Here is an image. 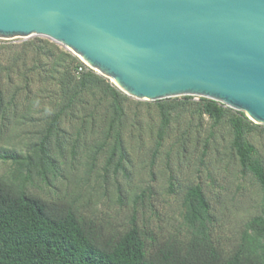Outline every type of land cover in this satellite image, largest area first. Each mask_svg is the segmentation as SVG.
I'll return each instance as SVG.
<instances>
[{
  "label": "trees",
  "instance_id": "trees-1",
  "mask_svg": "<svg viewBox=\"0 0 264 264\" xmlns=\"http://www.w3.org/2000/svg\"><path fill=\"white\" fill-rule=\"evenodd\" d=\"M1 48L12 52L7 58L0 52V123L45 124L32 154L0 152L2 159L21 165L13 179L0 176V264H264V215L251 218L225 241L214 231L215 209L201 184L184 187L182 222L172 230L144 224L134 208L127 218L89 213L85 207L90 203L84 205L75 189L54 199L29 191L26 183L33 182L34 173L51 184L49 174L57 175L64 145L73 160L104 155L107 168L129 174L128 139L142 136L145 126L140 115L129 111L131 97L56 43L35 37ZM5 81L11 84L7 90ZM194 98L146 103L157 108L159 117L151 125L158 126L153 158L175 122L181 126L189 118V128L195 121L203 127L207 117L214 127L227 125L241 171L264 191V163L248 140L252 130L264 126L221 103ZM61 123H70L71 130L64 131Z\"/></svg>",
  "mask_w": 264,
  "mask_h": 264
},
{
  "label": "water",
  "instance_id": "water-1",
  "mask_svg": "<svg viewBox=\"0 0 264 264\" xmlns=\"http://www.w3.org/2000/svg\"><path fill=\"white\" fill-rule=\"evenodd\" d=\"M35 37L135 100L205 98L264 126V0H0V39Z\"/></svg>",
  "mask_w": 264,
  "mask_h": 264
},
{
  "label": "rangeland",
  "instance_id": "rangeland-1",
  "mask_svg": "<svg viewBox=\"0 0 264 264\" xmlns=\"http://www.w3.org/2000/svg\"><path fill=\"white\" fill-rule=\"evenodd\" d=\"M31 39H0V45L19 46ZM0 52L7 58L12 51L1 48ZM4 85L6 90L11 87L7 81ZM198 100L194 98V101ZM133 101L128 106L129 111L140 115L145 130L142 136L136 134L133 140L128 139L131 164L126 163V168L129 174L107 168L104 155L94 160H89L86 155L73 160L70 149L64 145L66 150L59 155L57 175L49 174L51 184L34 173L30 177L33 182L28 179L26 183L27 189L49 199L64 196L75 189L82 193L84 205L90 203L85 207L89 213L127 218L134 208L144 224L148 222L154 227L164 226L172 230L170 226H179L182 222L184 187L201 184L215 209L217 222L214 231L225 241L241 232L251 218L264 215V191L251 174L241 171L230 148V129L226 124L214 127L205 116L203 127H196L199 122L195 121L189 128V118L183 119L181 126L175 122L154 159L151 153L155 146L153 132L158 126L151 125L159 123L157 108L147 105L146 101H139L141 104L137 103L138 100ZM41 103L46 109L48 104ZM44 124L0 123V152L11 151L23 157L32 154L38 142V132ZM61 127L64 131L71 130L70 123H61ZM188 129L189 135H186ZM248 140L264 163V129L252 130ZM27 162L24 160L23 163ZM20 168V164L2 159L0 155V176L11 180ZM171 185H174L173 190Z\"/></svg>",
  "mask_w": 264,
  "mask_h": 264
}]
</instances>
